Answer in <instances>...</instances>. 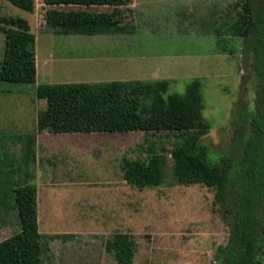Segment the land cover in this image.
Masks as SVG:
<instances>
[{"label": "rangeland", "instance_id": "1", "mask_svg": "<svg viewBox=\"0 0 264 264\" xmlns=\"http://www.w3.org/2000/svg\"><path fill=\"white\" fill-rule=\"evenodd\" d=\"M234 1L158 0L149 9L150 3L132 0L135 34L85 36L53 33L45 25L44 10L112 7L34 0V10L27 11L0 0V16L27 20L35 35L36 66L39 63L45 69H39L34 83L0 81V136L36 133V156L30 164L34 179L29 183L37 188L43 245L40 264L115 263L114 252L105 244L118 232L131 235L135 242L132 264L215 263V250L227 241L228 226L213 188L177 183L169 154L160 185L139 188L128 184L122 175V157L145 158L140 149L145 133L37 132V113L44 109L45 100L37 98L36 87L42 83L167 79L166 96L183 94L187 84L198 78L202 116L210 124L200 141L220 155L232 135V113L240 108L252 110L254 81L242 67V38L213 34ZM3 48L0 31V61ZM152 71L154 77L149 78ZM148 138L168 150L177 140L173 132L165 131L148 133ZM19 146L12 147L17 155ZM19 228L12 213L0 229V240ZM256 259L264 264V246Z\"/></svg>", "mask_w": 264, "mask_h": 264}, {"label": "trees", "instance_id": "2", "mask_svg": "<svg viewBox=\"0 0 264 264\" xmlns=\"http://www.w3.org/2000/svg\"><path fill=\"white\" fill-rule=\"evenodd\" d=\"M27 11L34 0H6ZM46 2L100 4L112 10L60 8L43 12L45 25L55 34L115 35L136 31L132 0H44ZM226 19L213 34L242 38L241 62L253 79L252 110L232 113L229 144L218 155L200 141L210 128L202 116L203 97L198 78L183 94L165 96L167 79H116L100 82L42 83L36 96L45 100L37 113V132L94 133L143 131L145 158L122 157V175L139 188L160 185L165 178L168 154L172 174L179 184L213 188L214 199L228 226L227 241L216 248L214 264H258L264 246V0H235ZM234 11V12H233ZM223 28V29H222ZM4 34L0 81L34 83L35 35L26 19L0 16ZM173 132L170 150L157 145L148 133ZM36 133L0 136V229L14 213L19 230L0 240V264H40L43 250L37 217V188L30 164L34 163ZM7 138V139H5ZM11 140L8 143L6 140ZM19 146V154L12 147ZM55 237L50 235L47 237ZM106 249L115 263L132 264L135 242L118 232Z\"/></svg>", "mask_w": 264, "mask_h": 264}, {"label": "crops", "instance_id": "3", "mask_svg": "<svg viewBox=\"0 0 264 264\" xmlns=\"http://www.w3.org/2000/svg\"><path fill=\"white\" fill-rule=\"evenodd\" d=\"M144 1V4H146V3H150L151 4V6L149 7V9H153V8H151V7H154L153 5H152V3L153 2H156V1H158V0H143ZM161 1V0H160ZM131 3H132V1H131ZM133 5V4H132ZM131 7H133V6H131ZM158 7V6H157ZM132 10H133V8H132ZM133 15V14H132ZM133 17V16H132ZM133 23H134V19H133ZM135 24V23H134ZM136 26V25H135ZM136 31H137V28H136ZM136 31L134 32V33H131V34H115V35H133V34H135L136 33ZM114 35V36H115ZM207 35H210L209 33H207ZM86 36V35H85ZM91 36H95V35H91ZM109 36V35H108ZM111 36V35H110ZM35 59H36V57H35ZM43 65V64H42ZM41 69H44L43 68V66H42V68H40V65H39V63L37 64V66H36V78L38 77V75H39V71ZM45 70V69H44ZM160 72V71H159ZM154 73V71H152L151 72V75H148L149 76V78L150 77H154L152 74ZM44 76H46V75H44ZM130 79V78H129ZM132 79H137V78H132ZM36 81V80H35ZM98 133V132H97ZM38 207V206H37ZM71 263H74V262H72V261H70Z\"/></svg>", "mask_w": 264, "mask_h": 264}]
</instances>
